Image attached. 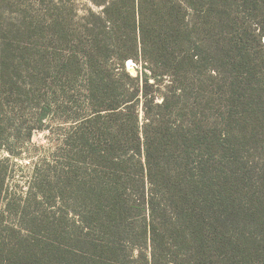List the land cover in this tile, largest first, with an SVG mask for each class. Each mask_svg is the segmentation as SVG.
<instances>
[{"label": "trees", "instance_id": "obj_1", "mask_svg": "<svg viewBox=\"0 0 264 264\" xmlns=\"http://www.w3.org/2000/svg\"><path fill=\"white\" fill-rule=\"evenodd\" d=\"M92 2L0 59V150L22 68L72 123L20 199L0 164V264H264V0Z\"/></svg>", "mask_w": 264, "mask_h": 264}, {"label": "rangeland", "instance_id": "obj_2", "mask_svg": "<svg viewBox=\"0 0 264 264\" xmlns=\"http://www.w3.org/2000/svg\"><path fill=\"white\" fill-rule=\"evenodd\" d=\"M59 9L70 14L72 24L83 25L90 11L100 12L103 7L96 6L92 0H0V59L3 61L7 55L10 58L12 54L15 56L12 59L20 63L25 61L31 52L39 54L48 49L58 52L59 49L52 50L53 37L47 27L51 17L57 14ZM5 48L10 49L9 54ZM22 69L14 72L13 79L24 84V91L33 92L28 93V97L27 93L23 92L22 96H13L15 105L11 107H14L15 112L6 110L4 116H1L9 118L6 137L9 151L0 150V164L7 171L6 186L18 199L29 189L36 169L43 172L51 168L53 173L60 169L58 150L65 133L72 126L68 119L65 120V114L60 116L59 110L54 107L44 121L46 129H36L40 125L36 108L51 91L48 85L40 86L36 82L37 78H32L28 75L30 72L26 73ZM127 69L134 76L137 75L133 62L127 63ZM40 97L42 101H39ZM29 129L33 130L31 138L28 137ZM33 207L35 212H50L51 209L59 210L61 205L35 204ZM71 216L69 217L72 219Z\"/></svg>", "mask_w": 264, "mask_h": 264}]
</instances>
